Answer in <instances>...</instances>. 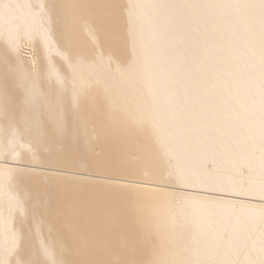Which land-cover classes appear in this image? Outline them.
<instances>
[{
    "label": "bare ground",
    "instance_id": "1",
    "mask_svg": "<svg viewBox=\"0 0 264 264\" xmlns=\"http://www.w3.org/2000/svg\"><path fill=\"white\" fill-rule=\"evenodd\" d=\"M0 161L180 190L0 164V264H264V0H0Z\"/></svg>",
    "mask_w": 264,
    "mask_h": 264
},
{
    "label": "rangeland",
    "instance_id": "2",
    "mask_svg": "<svg viewBox=\"0 0 264 264\" xmlns=\"http://www.w3.org/2000/svg\"><path fill=\"white\" fill-rule=\"evenodd\" d=\"M0 164L4 165V166H11V167H16V168H22V169H27V170H37V171H42V172H50V173H59V175H64V176H73V177H80V178H88V179H94V180H102V181H107V182H111V183H119V184H126V185H134V186H142V187H156V186H151L150 183L147 182H143V181H138V180H132L130 178H123V177H106L103 178L104 176H98L95 174H89V173H83V172H76V171H70V170H61V169H48V168H43V167H39V166H34V165H28V164H24V163H15V165H13L14 163L11 162H5V161H0ZM105 181V182H106ZM160 187V188H159ZM156 188L159 189H169L170 191H180L178 188H172V187H168L165 188V186H157ZM140 245L143 248V251L146 252L148 249V244L147 241H140L139 242Z\"/></svg>",
    "mask_w": 264,
    "mask_h": 264
}]
</instances>
